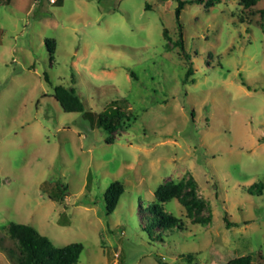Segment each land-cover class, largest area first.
<instances>
[{"label": "rangeland", "instance_id": "rangeland-1", "mask_svg": "<svg viewBox=\"0 0 264 264\" xmlns=\"http://www.w3.org/2000/svg\"><path fill=\"white\" fill-rule=\"evenodd\" d=\"M256 2L186 4L183 51L177 0H0V264H17L12 222L56 247L81 243L75 264H264V191L251 189L264 183ZM57 85L93 111L126 99L134 118L94 127L62 109ZM56 182L69 187L62 202L44 191ZM157 203L172 232L145 228Z\"/></svg>", "mask_w": 264, "mask_h": 264}, {"label": "trees", "instance_id": "trees-1", "mask_svg": "<svg viewBox=\"0 0 264 264\" xmlns=\"http://www.w3.org/2000/svg\"><path fill=\"white\" fill-rule=\"evenodd\" d=\"M178 6L176 9L177 22L180 27V38L176 41L175 45L180 46L181 50L185 51L183 26L180 21L181 12L188 3H203V0H177ZM219 1V0H218ZM242 4L246 8H251L256 5V0H241ZM54 40L47 39L49 51L54 52ZM190 61V56L185 54ZM194 74L193 63L190 64L185 79V84L194 82V79L190 80V76ZM46 79L49 80L48 75ZM54 98L59 102L62 109L65 112H79L82 117L90 121L94 127H101L109 133H113L120 129L126 122L132 120L134 117L131 103L126 99L113 100L109 103L106 109L101 112L93 111L86 108L85 102L73 87H66L64 85H57L54 88ZM68 185L61 182L54 183V187L50 190L44 191L48 194V197L54 201L62 202L68 195ZM251 189H254L256 193L262 194L264 191V183H255ZM122 186L120 181H114L107 188L105 198L108 201L109 206L113 207L117 203L118 197L122 194ZM158 202H167L175 197L173 193H164L163 191L157 192ZM160 205L155 204L153 210L154 216L147 217L149 225L145 228L153 230L151 225H158L163 221L169 232H172L171 225L173 222H177L176 219H172L162 214ZM180 229V225L177 226ZM7 232L9 236L17 242L18 255L17 264H75L80 258L84 246L81 243H69L65 246L56 247L51 240L47 237L39 234L33 227L24 223L12 222ZM229 264H250L249 257H244L238 260H231Z\"/></svg>", "mask_w": 264, "mask_h": 264}, {"label": "built area", "instance_id": "built-area-1", "mask_svg": "<svg viewBox=\"0 0 264 264\" xmlns=\"http://www.w3.org/2000/svg\"><path fill=\"white\" fill-rule=\"evenodd\" d=\"M51 3H57L58 0H49Z\"/></svg>", "mask_w": 264, "mask_h": 264}]
</instances>
